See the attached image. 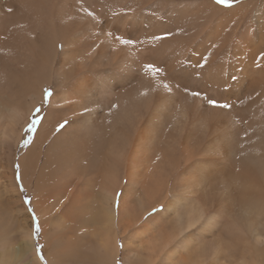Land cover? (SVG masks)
Masks as SVG:
<instances>
[{
    "label": "bare ground",
    "instance_id": "obj_1",
    "mask_svg": "<svg viewBox=\"0 0 264 264\" xmlns=\"http://www.w3.org/2000/svg\"><path fill=\"white\" fill-rule=\"evenodd\" d=\"M261 52L264 0H0V264H264Z\"/></svg>",
    "mask_w": 264,
    "mask_h": 264
},
{
    "label": "snow or ice",
    "instance_id": "obj_2",
    "mask_svg": "<svg viewBox=\"0 0 264 264\" xmlns=\"http://www.w3.org/2000/svg\"><path fill=\"white\" fill-rule=\"evenodd\" d=\"M234 2V0H215V3L217 5H224V6H230L232 3ZM86 14L90 17H94V13L89 11L88 9H83ZM9 11H11V9H9ZM169 36H171V32H164L159 36H152L151 39L153 40H159V39H166ZM117 39H119L120 43L122 45H132L134 43L137 42H142V41H136L134 38H123V37H117ZM258 59H264V52L260 53V57H258ZM145 67L149 70H151L153 73H165L168 70L165 68H161V67H157L154 63H148L145 65ZM174 79V77H172ZM190 78V77H189ZM185 92L190 94L193 98H198L201 96V92L200 91H189V89L187 87H185ZM51 91L50 90H45L44 92V100L45 102H47L48 98L51 96ZM203 99L206 101L207 105L214 108V109H221V110H230L234 107V105H232L231 103L228 102L227 99H217V98H208L207 94H204ZM39 113H40V109L39 107H37L35 109V116L36 118L32 119V121L29 123L28 125V131L31 132L33 130L36 129L37 124L39 123ZM67 121H65L64 123H61L59 125V128L63 129L66 125H67ZM30 143V138L29 139H24L23 140V144L24 145H28ZM16 168L19 169V165H16ZM23 191V189H22ZM120 195H122L121 193H117V196L119 197ZM25 200L26 202H30V198L25 196ZM119 206V201H117V207ZM161 208H163V205L160 206ZM159 211L158 208H153L151 213H149V215H153L156 214ZM33 220L36 221V227H35V235H39L40 229H39V225H38V218H36L33 215ZM195 226V224L189 225L190 228H193ZM42 245L37 244L36 247V251L37 254L40 255V259L43 261L44 257L42 254ZM121 247H123V245H121ZM116 264H120V261L117 260Z\"/></svg>",
    "mask_w": 264,
    "mask_h": 264
},
{
    "label": "rangeland",
    "instance_id": "obj_3",
    "mask_svg": "<svg viewBox=\"0 0 264 264\" xmlns=\"http://www.w3.org/2000/svg\"><path fill=\"white\" fill-rule=\"evenodd\" d=\"M24 193H25V191H24ZM29 203V202H28ZM30 208H32V207H30ZM31 210H33V209H31ZM34 216H35V214H34ZM37 223V222H36ZM11 234V233H10ZM36 239H38V238H36ZM39 245H42V244H39ZM42 254H43V257H44V260H43V262H44V264H45V256H44V253H43V250H42ZM120 264H122V263H120Z\"/></svg>",
    "mask_w": 264,
    "mask_h": 264
}]
</instances>
